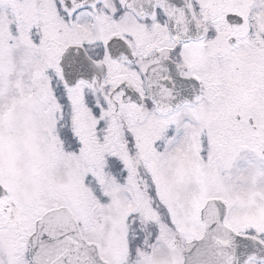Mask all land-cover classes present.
Instances as JSON below:
<instances>
[{
    "label": "flooded vegetation",
    "instance_id": "flooded-vegetation-1",
    "mask_svg": "<svg viewBox=\"0 0 264 264\" xmlns=\"http://www.w3.org/2000/svg\"><path fill=\"white\" fill-rule=\"evenodd\" d=\"M169 1L171 6L166 0H0L7 45L45 55L54 75L46 82L60 86L64 78L60 62L70 49L106 65L100 82L95 74L96 95L90 104L80 93L83 105L72 109L70 91L61 87L57 99L48 95L53 103L46 118L53 124L45 132L47 136L54 129L52 139L71 153L90 152L92 142L102 144L106 192L126 179L132 165L128 159L141 156L142 142L147 145L146 155L161 152L156 141L203 132L199 116L208 118L207 124L215 130L264 129V9L254 10L255 5L264 8V0H190L195 27L186 12L184 19L176 13L183 0ZM171 61L177 64L178 78L191 86L188 93L193 97L182 102L165 98L160 108L149 94V71ZM28 82L35 83L30 78ZM15 124L22 123L18 118L6 123ZM91 133L92 141L86 137ZM97 171L94 175L101 178ZM169 213H159L162 224L178 234ZM159 221L146 224L149 238L162 228ZM180 241L176 238L173 247L182 256ZM146 247L140 241L134 249L150 251Z\"/></svg>",
    "mask_w": 264,
    "mask_h": 264
},
{
    "label": "rangeland",
    "instance_id": "rangeland-1",
    "mask_svg": "<svg viewBox=\"0 0 264 264\" xmlns=\"http://www.w3.org/2000/svg\"><path fill=\"white\" fill-rule=\"evenodd\" d=\"M257 9L264 8L255 5ZM8 36L6 26L0 24V182L9 190L0 200V264H29L26 254L35 220L46 209L61 205L72 209L85 239L98 245L109 264H177L182 257L181 251L174 253L176 238L181 239L183 250L193 234H202L199 212L211 197L227 202L226 223L233 230L264 235V130H215L207 124L208 118L199 116L203 128L211 129L210 135L173 138L161 152L147 155L142 142L141 156L128 159L132 165L126 179L106 192L103 145L92 142L90 152L67 154L59 148L64 144L52 139L54 129L45 136L53 124L46 118L53 99L41 76L47 58L31 49L12 50L6 43ZM29 78L41 79L31 85ZM85 88L71 90L73 107ZM17 118L22 124L7 127V121ZM86 137L93 140L92 133ZM20 141L22 147L14 145ZM203 145L211 147L206 159ZM139 163L143 176L136 170ZM96 170L101 178L94 180L103 190L87 184L88 173ZM114 196L118 198L113 202ZM157 196L163 204L155 207ZM167 211L178 234L162 224L159 213ZM135 214V223L142 219L144 225L139 223L141 242L150 251L142 248L131 258L126 216ZM158 220L162 228L149 238L146 224Z\"/></svg>",
    "mask_w": 264,
    "mask_h": 264
},
{
    "label": "water",
    "instance_id": "water-1",
    "mask_svg": "<svg viewBox=\"0 0 264 264\" xmlns=\"http://www.w3.org/2000/svg\"><path fill=\"white\" fill-rule=\"evenodd\" d=\"M177 9L179 16L186 12L191 18L189 0L180 2ZM7 194L0 184V197ZM226 209L224 202L211 199L201 210L206 232L200 240L187 244L185 264H245L248 257L264 259V244L233 233L224 224ZM36 222L30 237L34 264H108L102 261L95 244L84 241L70 209H52Z\"/></svg>",
    "mask_w": 264,
    "mask_h": 264
}]
</instances>
